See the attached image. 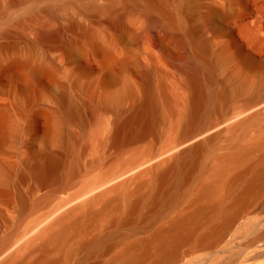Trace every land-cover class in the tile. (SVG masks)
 Wrapping results in <instances>:
<instances>
[{
  "label": "bare ground",
  "instance_id": "1",
  "mask_svg": "<svg viewBox=\"0 0 264 264\" xmlns=\"http://www.w3.org/2000/svg\"><path fill=\"white\" fill-rule=\"evenodd\" d=\"M123 1V10L108 18L121 33L131 32L123 17L135 8L145 13L156 10L159 21L167 24L181 22L171 10L170 0ZM115 2L109 0L108 7ZM187 3L188 0H178L177 7L184 11ZM97 6L87 7L98 11ZM3 7L0 0V12ZM45 12L55 14L50 7ZM19 24L22 31L25 22ZM75 28V23L70 22L63 30L71 34ZM61 32L38 30V40L61 39ZM192 32L188 29L186 34ZM169 37L174 43L184 42L180 34L171 32ZM63 38L69 51H81L85 40L101 57L102 65L109 70L95 106L118 109L130 93L129 85L116 90H110L108 85L115 79L113 66H121L124 60L114 57L105 36L92 28ZM132 38L138 42L137 34ZM195 44L198 51L204 47L203 41ZM10 69L52 76L45 62H34L30 55L12 57L2 71ZM135 72L145 82L146 93L135 109L116 123L110 133L111 142L116 143L126 128L133 137H140L150 126L161 124L166 135L163 144L156 151L147 148L134 153L123 171L111 177L121 178L113 182L106 176L99 178L82 189L79 196L83 198L77 203L61 206L63 209L50 219V213L42 214L18 236L2 241L0 254L20 243L4 255L0 264H242L249 259L264 264V121L260 120L264 89H259L260 83L241 71L226 76L217 89L213 85V67L196 52L187 72L192 85L187 103L184 93L172 98L163 85L152 89L150 70L137 65ZM236 95H242L245 102L220 111ZM58 98L66 116H79L73 96L61 90ZM29 99L30 95L23 98L25 102ZM36 113L44 117L47 125L41 147L26 164L42 182L60 167L64 156L47 144L64 139L51 111ZM143 113L148 115L144 121ZM212 113L217 115L212 117ZM6 136L3 133L1 137ZM6 180L1 172L0 181Z\"/></svg>",
  "mask_w": 264,
  "mask_h": 264
},
{
  "label": "rangeland",
  "instance_id": "2",
  "mask_svg": "<svg viewBox=\"0 0 264 264\" xmlns=\"http://www.w3.org/2000/svg\"><path fill=\"white\" fill-rule=\"evenodd\" d=\"M115 1L109 8V0H19L12 4L2 0L0 174L3 172L7 180L0 181V243L18 236L31 220L49 213L47 219H50L63 208L77 203L83 198L79 194L86 185L101 177L114 178L134 153L160 148L166 139L161 124L150 126L140 137H133L126 128L116 143L110 139L116 123L135 109L146 93L145 82L135 72L137 65L151 71L152 89L163 85L172 98L184 93L185 101L191 97L192 85L187 72L190 58L196 52L213 67L215 88L221 86L226 76L242 71L260 83V90L264 89V0H188L184 11L177 7L178 0H170L171 10L181 20L176 24L159 21L156 10L145 13L135 8L124 15L123 22L130 33L134 31L138 35L136 43L133 33H121L108 21L124 8L123 0ZM61 4H66V8ZM89 4L98 5L99 10L87 7ZM48 7L55 10L54 15L45 12ZM110 9L112 11L108 12ZM20 21L25 22L22 31ZM70 22L76 25L71 34L63 30ZM82 28H92L104 35L114 57L124 60L121 66H113L111 73L115 79L108 85L110 90L129 85L130 93L116 110L95 106L103 88L102 80L109 70L102 65L101 57L85 40L79 52L66 47L63 37L78 35ZM60 29L62 41L59 38L38 40V30ZM188 29H193L189 35L186 34ZM171 32L180 34L184 42L170 41ZM157 40L162 41L157 43ZM195 41H203L204 47L198 51ZM28 55L34 62H45L52 76L31 75L16 69L2 71L12 57ZM61 90L75 98L79 116L65 115L58 98ZM27 95L30 99L25 102L23 98ZM244 102L242 95H236L228 99L220 111H228ZM44 109L53 113L64 139L51 141L47 147L63 152L64 156L60 167L40 182L26 160L41 147V136L47 124L44 117L35 112ZM216 115L212 113V117ZM141 116L142 121L148 117L146 113ZM260 120L264 121L263 112ZM3 133L7 134L5 138L1 137ZM56 205L60 209L52 212ZM19 243L0 254V260ZM246 252L251 253L250 249ZM242 264H262V261L249 259Z\"/></svg>",
  "mask_w": 264,
  "mask_h": 264
}]
</instances>
